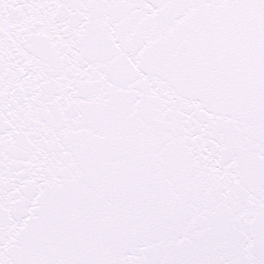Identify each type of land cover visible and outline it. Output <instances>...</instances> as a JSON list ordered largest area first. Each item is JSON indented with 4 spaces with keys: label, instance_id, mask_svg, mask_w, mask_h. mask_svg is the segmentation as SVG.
I'll return each instance as SVG.
<instances>
[{
    "label": "snow or ice",
    "instance_id": "6c2138e0",
    "mask_svg": "<svg viewBox=\"0 0 264 264\" xmlns=\"http://www.w3.org/2000/svg\"><path fill=\"white\" fill-rule=\"evenodd\" d=\"M0 264H264V0H0Z\"/></svg>",
    "mask_w": 264,
    "mask_h": 264
}]
</instances>
